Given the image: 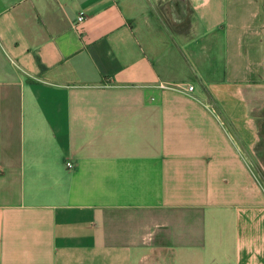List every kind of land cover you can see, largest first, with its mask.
<instances>
[{"label":"crops","instance_id":"0c3cea01","mask_svg":"<svg viewBox=\"0 0 264 264\" xmlns=\"http://www.w3.org/2000/svg\"><path fill=\"white\" fill-rule=\"evenodd\" d=\"M263 121L264 0H0V264H264Z\"/></svg>","mask_w":264,"mask_h":264},{"label":"trees","instance_id":"16d2710c","mask_svg":"<svg viewBox=\"0 0 264 264\" xmlns=\"http://www.w3.org/2000/svg\"><path fill=\"white\" fill-rule=\"evenodd\" d=\"M259 134H260V140L256 146V149L264 154V121L261 122L260 128H259Z\"/></svg>","mask_w":264,"mask_h":264},{"label":"built area","instance_id":"2783aa9c","mask_svg":"<svg viewBox=\"0 0 264 264\" xmlns=\"http://www.w3.org/2000/svg\"><path fill=\"white\" fill-rule=\"evenodd\" d=\"M83 19H84V16H83V15H79V16L77 17V19H76V22H74V25L79 24L80 22H82ZM193 88H194L193 85H187V86L185 87V91L189 93V92H191V91L193 90ZM66 166H67V167H71L72 164H71L70 162H66Z\"/></svg>","mask_w":264,"mask_h":264}]
</instances>
